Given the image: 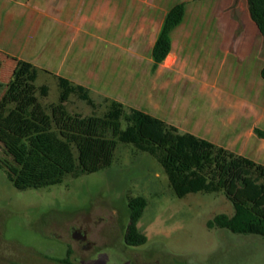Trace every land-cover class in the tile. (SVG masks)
<instances>
[{
    "label": "rangeland",
    "instance_id": "obj_1",
    "mask_svg": "<svg viewBox=\"0 0 264 264\" xmlns=\"http://www.w3.org/2000/svg\"><path fill=\"white\" fill-rule=\"evenodd\" d=\"M178 1L186 2L184 19L171 34L169 55L152 72L153 41ZM147 3L115 1L109 15L84 27L81 47L48 49L38 33L28 46L0 48V97L14 69L11 58L20 56L38 68L35 85L48 87L47 97H39L46 108L58 102L50 75L58 74L89 89L98 104L93 112L71 96L66 108L72 114L102 115L109 98L198 134L205 118H217L225 107L245 116L249 93L232 84L264 65V37L246 0ZM252 126L253 120L244 122L243 138ZM0 160L9 161L1 144ZM137 196L147 201L137 224L147 241L129 247L127 198ZM239 198L232 190V200ZM219 214L228 221L209 226ZM241 229L224 194L176 197L160 164L128 144L118 143L108 168L38 189L14 188L0 167V264H52L68 251L69 264H264V236Z\"/></svg>",
    "mask_w": 264,
    "mask_h": 264
},
{
    "label": "trees",
    "instance_id": "obj_2",
    "mask_svg": "<svg viewBox=\"0 0 264 264\" xmlns=\"http://www.w3.org/2000/svg\"><path fill=\"white\" fill-rule=\"evenodd\" d=\"M246 2L251 20L264 37V0ZM185 10L186 3L180 2L166 12L151 49L152 72L170 53L171 33L182 23ZM11 59L14 69L0 97V144L9 161L0 160V167H5L14 188L53 186L68 175L77 178L106 169L113 162L118 143L128 144L160 164L176 197L222 193L234 206L235 223L241 230L264 236V165L109 98H103L106 108L102 115L69 113L66 105L71 96L85 102L93 112L98 104L89 89L61 76H54L58 102L46 108L39 97H47L49 89L35 85L38 68L28 61ZM260 76L264 80V66ZM253 133L264 139V129L255 127ZM232 190L238 192V202L232 200ZM127 203L130 218L125 244L142 246L147 237L137 224L147 201L137 196L128 197ZM227 221L225 214H219L208 225ZM68 257L69 251L66 258L52 264H69Z\"/></svg>",
    "mask_w": 264,
    "mask_h": 264
},
{
    "label": "crops",
    "instance_id": "obj_3",
    "mask_svg": "<svg viewBox=\"0 0 264 264\" xmlns=\"http://www.w3.org/2000/svg\"><path fill=\"white\" fill-rule=\"evenodd\" d=\"M115 1L118 0H0V48L14 49L28 46L32 42H36L38 33L42 34V40L47 43L48 49L81 47L84 27L93 26L97 17L109 15V8L114 5ZM156 1L142 0L144 5L148 4L147 2L150 3L149 5H154ZM180 2L184 1H178L173 5ZM78 41L79 45H77ZM51 43L54 44L51 45ZM12 55L17 56L13 52ZM18 59L28 61L20 56ZM237 81L238 83L232 84V88L245 90L249 93L245 116L237 115L236 111L232 110L237 109L236 107H225L223 113L217 118L212 116L205 118L206 126L203 134H198L196 131H182L164 119L157 118L175 126L182 133L193 134L255 163L264 165V139L257 138L253 133L255 127L264 129V95H262L264 94V80L259 71L258 74H242ZM251 120H253V126L248 127V137L243 138L244 122L250 123Z\"/></svg>",
    "mask_w": 264,
    "mask_h": 264
},
{
    "label": "flooded vegetation",
    "instance_id": "obj_4",
    "mask_svg": "<svg viewBox=\"0 0 264 264\" xmlns=\"http://www.w3.org/2000/svg\"><path fill=\"white\" fill-rule=\"evenodd\" d=\"M85 243H84V247H87L88 245V242H87V240H86V236H84V238L82 239Z\"/></svg>",
    "mask_w": 264,
    "mask_h": 264
}]
</instances>
